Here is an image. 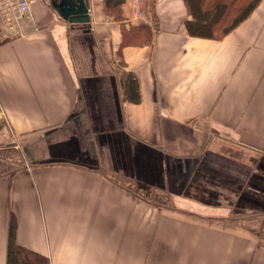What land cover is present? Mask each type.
<instances>
[{
  "label": "crops",
  "instance_id": "crops-1",
  "mask_svg": "<svg viewBox=\"0 0 264 264\" xmlns=\"http://www.w3.org/2000/svg\"><path fill=\"white\" fill-rule=\"evenodd\" d=\"M53 1L0 16V264L13 220L50 264H264V0L222 38L185 0Z\"/></svg>",
  "mask_w": 264,
  "mask_h": 264
},
{
  "label": "trees",
  "instance_id": "trees-1",
  "mask_svg": "<svg viewBox=\"0 0 264 264\" xmlns=\"http://www.w3.org/2000/svg\"><path fill=\"white\" fill-rule=\"evenodd\" d=\"M261 0H185L189 18L185 21L191 35L222 38L242 23ZM1 31V30H0ZM7 40L0 41V45ZM125 98L141 100L139 82L135 75L122 79ZM16 222L12 221L8 244L7 264H50L47 256L23 247L16 242Z\"/></svg>",
  "mask_w": 264,
  "mask_h": 264
},
{
  "label": "built area",
  "instance_id": "built-area-1",
  "mask_svg": "<svg viewBox=\"0 0 264 264\" xmlns=\"http://www.w3.org/2000/svg\"><path fill=\"white\" fill-rule=\"evenodd\" d=\"M31 14V0H0L2 27L11 34L19 31L21 20ZM133 14L136 18L143 15L139 0H134Z\"/></svg>",
  "mask_w": 264,
  "mask_h": 264
},
{
  "label": "water",
  "instance_id": "water-1",
  "mask_svg": "<svg viewBox=\"0 0 264 264\" xmlns=\"http://www.w3.org/2000/svg\"><path fill=\"white\" fill-rule=\"evenodd\" d=\"M53 5L61 15L72 24H87L91 22L89 0H60Z\"/></svg>",
  "mask_w": 264,
  "mask_h": 264
},
{
  "label": "rangeland",
  "instance_id": "rangeland-1",
  "mask_svg": "<svg viewBox=\"0 0 264 264\" xmlns=\"http://www.w3.org/2000/svg\"><path fill=\"white\" fill-rule=\"evenodd\" d=\"M34 2V0H31V4ZM160 203H162V204H171V205H173V203H174V205H173V207H175L176 206V203H178L179 205H183V206H185V205H188V206H192V207H195V208H200L201 209V207H198L199 205H195L193 202H160Z\"/></svg>",
  "mask_w": 264,
  "mask_h": 264
}]
</instances>
